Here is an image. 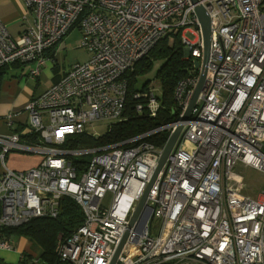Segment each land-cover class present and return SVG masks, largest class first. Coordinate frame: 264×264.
Segmentation results:
<instances>
[{"label": "built area", "instance_id": "1", "mask_svg": "<svg viewBox=\"0 0 264 264\" xmlns=\"http://www.w3.org/2000/svg\"><path fill=\"white\" fill-rule=\"evenodd\" d=\"M30 18L12 37L0 20V67L35 63L78 26L79 47L89 58L67 69L25 106L24 127L0 133V250L14 246L3 229L36 217H56L64 196L83 213L82 223L59 235L57 257L67 264H110L123 235L136 253H120L115 264H264V191L240 192L234 172L240 162L264 171V0H22ZM210 17L205 80L188 119L186 110L199 70L180 79L174 99L178 120L125 141L66 149L69 136L86 132L97 119H123L128 94L125 72L159 39L181 30L186 55L201 60L203 40L195 7ZM191 32L194 40L185 34ZM136 110L155 115L152 88L134 91ZM8 113L5 123H15ZM181 126L176 144L147 195V211L130 218L153 174L169 135ZM167 132L164 145L145 138ZM36 134L33 140L24 136ZM9 152L34 154L25 170L6 165ZM93 154L79 171L73 158ZM111 193L108 207L104 197ZM127 195L125 201L123 196ZM159 220L156 235L151 222ZM124 245V247H125ZM124 249V248H123ZM37 258L20 257L18 264Z\"/></svg>", "mask_w": 264, "mask_h": 264}, {"label": "trees", "instance_id": "2", "mask_svg": "<svg viewBox=\"0 0 264 264\" xmlns=\"http://www.w3.org/2000/svg\"><path fill=\"white\" fill-rule=\"evenodd\" d=\"M154 59L161 60V65L156 71V78L161 86V97L158 98V107L155 115L149 114L147 109L136 110V104L144 100L135 99L133 92V81L138 73L149 68ZM194 58L186 55L185 46L182 42L181 30L176 33H169L157 41V43L139 60L131 70L125 72L124 76L128 81V94L126 97V109L123 119L111 124L107 132L95 137L86 132L79 135H71L62 148L80 149L91 148L99 145L125 141L139 134L153 129L164 123L176 121L180 115L174 99V90L180 79L185 77L191 70L197 72ZM12 63L0 67V83L7 74L10 66L19 65ZM146 85L138 91H144ZM155 93V92H154ZM156 96V95H155ZM36 134L24 136L27 140H33ZM168 138L167 132H159L145 138L147 141L164 145ZM86 159L73 158L72 163L81 171ZM83 221V213L76 201L64 196L59 202V212L56 217H36L28 222L15 226L6 227L3 232L7 236L15 235L27 238L34 248L38 250V260L42 264H67L61 261L56 253L55 246L59 235H68ZM29 257L28 255H24Z\"/></svg>", "mask_w": 264, "mask_h": 264}, {"label": "crops", "instance_id": "3", "mask_svg": "<svg viewBox=\"0 0 264 264\" xmlns=\"http://www.w3.org/2000/svg\"><path fill=\"white\" fill-rule=\"evenodd\" d=\"M25 17L30 18V15L22 0H0V20L12 37L17 36L25 28ZM56 45L44 53L45 61L40 65V73L37 76L33 77L30 75L34 65L32 63L30 64L32 67L30 70H27L25 64L10 66L7 74L3 76L0 83L1 134L21 130L24 127L23 123L28 120V114L24 110L28 101L44 92L66 71L55 73V67L52 62L55 60ZM41 69L47 72V79H49L44 86H40ZM8 113L15 115V123L11 126L7 125L4 120ZM13 236H9L11 240ZM12 244L14 246L13 249L0 250V264H18L22 254L37 258L33 264H39L38 250L32 246V243L27 238L16 236L15 243Z\"/></svg>", "mask_w": 264, "mask_h": 264}, {"label": "rangeland", "instance_id": "4", "mask_svg": "<svg viewBox=\"0 0 264 264\" xmlns=\"http://www.w3.org/2000/svg\"><path fill=\"white\" fill-rule=\"evenodd\" d=\"M185 36L189 40H194L195 36L191 32H186ZM82 37L81 30L78 26L72 28V30L61 39L56 45L54 58L55 60L52 62L55 67V73H61L65 70L69 69L76 63H81L86 61L89 58V53L86 49L79 47V43ZM31 63L25 64L27 66V70L32 68L30 66ZM33 69H35L36 65L32 62ZM161 65V60L154 59L151 66L147 68L144 72L138 73L135 76V80L133 81L134 89L141 90L145 85L147 88H152L155 92L156 97L160 98L162 91L161 86L156 78V71ZM40 86H44L48 83L49 79H47V72L41 69L40 74ZM118 120L115 119H97L93 120L90 123L86 124V133L93 135L95 137L101 136L107 132L112 123ZM264 144V141H262ZM264 149V147H262ZM93 156V154L82 156L83 159H89ZM39 160V157L34 154L28 153H20V152H9L5 163L7 166L15 169V170H25L32 166H34ZM234 172L238 174L241 181L236 185V188L247 195L257 196L259 193L264 191V171H259L253 169L252 167L246 166L243 163H236L234 167ZM112 195L111 193H107L103 200V205L108 207L111 203ZM159 228V220L155 219L151 222V232L152 235H156ZM11 240V239H10ZM16 236L12 237L11 242L15 243ZM137 247L134 244H126L122 253L126 258H130L134 256L136 253ZM16 261V259H14ZM39 264H42L40 261Z\"/></svg>", "mask_w": 264, "mask_h": 264}, {"label": "water", "instance_id": "5", "mask_svg": "<svg viewBox=\"0 0 264 264\" xmlns=\"http://www.w3.org/2000/svg\"><path fill=\"white\" fill-rule=\"evenodd\" d=\"M193 3H195V0H192ZM196 13L199 17L200 20V27H201V32H202V40H203V54L201 57V60H195L194 64H195V68L199 70V76H198V81L196 83V86L194 88V91L192 93L191 99L189 101V104L186 108V110L183 112V114L181 115L180 119L181 120H186L189 117L191 108L193 107L196 98L200 92V90L202 89L204 80H205V76H206V72H207V64H208V59H209V46H210V33H211V29H210V17L208 15V13L206 12V10L202 7V6H196L195 7ZM181 131V126L178 125L173 132L169 135V138L165 144L163 153L158 161V164L153 172V174L151 175L146 188L144 189L142 195L140 196L135 210L132 213V216L130 218V222H129V228L131 226H133V224L147 211L146 216H145V220H147L148 215H149V207L147 204V195L149 192L150 187L152 186L159 170L161 169V167L163 166V164L165 163L166 159L168 158L171 150L173 149V147L176 144L177 138L180 134ZM128 236V231L125 232V234L123 235L118 247L115 250V253L112 257V260L110 262V264H115L117 262V259L121 253V251L124 248L125 245V241L127 239Z\"/></svg>", "mask_w": 264, "mask_h": 264}, {"label": "bare ground", "instance_id": "6", "mask_svg": "<svg viewBox=\"0 0 264 264\" xmlns=\"http://www.w3.org/2000/svg\"><path fill=\"white\" fill-rule=\"evenodd\" d=\"M127 195H128V194H125V195L123 196V201H125V199L127 198Z\"/></svg>", "mask_w": 264, "mask_h": 264}]
</instances>
